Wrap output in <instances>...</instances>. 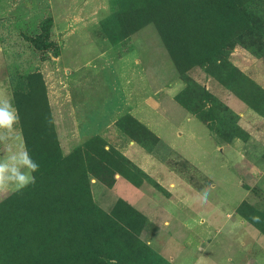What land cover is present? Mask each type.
I'll use <instances>...</instances> for the list:
<instances>
[{
  "label": "rangeland",
  "instance_id": "1",
  "mask_svg": "<svg viewBox=\"0 0 264 264\" xmlns=\"http://www.w3.org/2000/svg\"><path fill=\"white\" fill-rule=\"evenodd\" d=\"M93 41L108 59L81 65L99 51ZM68 43L75 48L65 51ZM75 52L82 57L76 59ZM130 52L137 60L135 71L109 69ZM232 52L236 60L241 53L253 60L245 59L240 68ZM260 65L264 77V0H0V97L10 99L20 115L12 147L26 145L40 164L34 186L0 196V264H108L113 258L118 264H173L163 253L165 247L182 253L178 244L186 250L183 256L189 253L186 259L213 248L203 260L223 262V240L169 236L171 215L153 224L143 205L136 208L129 197L117 196V177L130 185V178L142 179L138 165L124 153L135 145L147 153L158 146L164 151V168L153 164L162 182L148 175L161 190L145 183L167 200L172 216L176 211L190 219L208 204L188 198L207 186L198 185L196 174L165 151L232 153V174L214 169L219 182L209 187L211 198L217 197L213 209L224 214L233 206L237 226L251 225L264 237V83L252 75ZM148 67L153 82L146 79ZM207 81L246 106L243 121L207 89ZM175 83L174 101L200 115L203 122L193 116L211 131L216 148L214 139L196 131L193 138L183 131L177 136L175 123L184 120L169 119L170 113L157 108ZM145 102L153 111H145ZM145 113L156 119L162 140L140 121ZM83 172L92 209L70 188ZM158 204V212L165 211ZM253 216L262 222L253 223ZM231 242L226 247L233 249L231 258L238 260L243 243L264 264V244L257 248L246 232ZM252 262L246 257L244 264Z\"/></svg>",
  "mask_w": 264,
  "mask_h": 264
},
{
  "label": "crops",
  "instance_id": "2",
  "mask_svg": "<svg viewBox=\"0 0 264 264\" xmlns=\"http://www.w3.org/2000/svg\"><path fill=\"white\" fill-rule=\"evenodd\" d=\"M70 44L72 45L74 43L70 42ZM87 44H89V42H87ZM91 44L95 47V49H99V51H96L97 54H94L93 57L92 56L88 57L87 55L88 58H86L85 60L84 58H82L84 61L81 63V65L84 64L85 61H89L94 58L95 59L107 58V55L105 56L104 53L100 50L98 46L99 43L93 41ZM67 45L68 46H66L65 51H67L68 48L74 47V46H69V43ZM76 45H78V43H76ZM75 53L77 55L79 54L78 52H75ZM77 55H76V59H78L80 56L82 57V55H78V56ZM231 55H232V58H233L232 60L234 61V63H236L240 68L245 63H247L245 62V59L248 60L249 62L253 60L251 57H248L249 55H247L246 53L245 54L241 53L240 55H238L239 57V58L237 57L238 61L236 60V56L234 55V52H232ZM165 61L166 60H164V62ZM136 64H137V60L134 59L133 54H131L130 52L128 54H124L123 56L117 58L111 65L109 64L110 66L113 67V68L109 67V69H114L118 73L127 71L128 74H131V71L136 70L137 68ZM141 65L142 64L139 62L138 66H141ZM261 67L262 66L260 65L258 70L254 68L256 71H254L252 75L255 80L263 84L264 77L259 72L261 70ZM148 68L149 70L151 69L150 67ZM146 73H147L146 76H149L148 78L145 76L147 81L149 82L150 80L153 82L154 80H153V74L151 73V70L147 71ZM205 86L207 87V89H211L212 93L215 92L216 94H218V97L231 110H233L237 114L242 115L241 121H243V117H245L249 111L239 99H237L235 96L230 94V92L224 90L221 87H218V85H216V83H214L213 81H207L205 83ZM178 90H179L178 83L172 84V86L167 87L166 88V92H167L166 98L164 100L163 98L158 100L160 105L157 108L164 109L163 114L165 115H169L168 113H170L168 117L169 119L170 117H176L178 115L182 120L190 124V126L184 127V121L176 122L175 124L177 126L175 125L174 132L178 134L177 136L181 137V134H182L181 131H183L190 138H193L195 136V131H196L197 133H199L198 135H201L203 137H210L214 139V144L216 148L217 146H216L215 138L213 137L211 131L208 128H206L200 121H198L192 114H190L187 110L179 106L174 101V97L177 95ZM152 97L153 96L150 95V99L153 101ZM145 108H146L145 109L146 112L149 109L153 111L152 107L146 102H145ZM131 113L135 116V111H131ZM168 118H165V119H168ZM139 119L142 123H144L149 128L151 132H153L160 140H162L163 138L162 132H161L162 130L160 129V127H158L155 124L154 121L156 119L154 120L152 119V117H148L147 113H145L144 116L142 117L140 116ZM196 122L199 124V127L198 125H196L197 124ZM201 127L204 130L201 129ZM158 150H159V146L156 147L155 151L151 153H147L146 151H144L143 149L135 145L133 147L131 146L128 149H125L124 153L128 156V158L131 161L137 164L138 167L143 172H145L147 175H150L156 179H160L161 177L160 176L161 174L159 173L160 171L157 167H154L153 164L154 163L158 164L161 166V168H164V166L167 164L166 162L167 159L164 156V151H158ZM159 152L161 153L160 156H158ZM165 152H167L168 154H171V153L176 154L174 156H178L179 160L181 159V161L186 166V168L190 169L191 172H194L196 174V177H198L199 179V181L196 180L198 185H200V182H202L203 183L202 186H207V187L215 186L219 182V180L217 179V176L214 173V169L217 168V166L224 169L226 173L230 172V174H232V164H233L232 153L227 155L223 153L224 151H178V154L176 153L177 151H165ZM192 179L194 180L193 177ZM161 180L162 179H160V181ZM190 185H191V182L187 181L186 187L190 188ZM113 188H114V192L116 191L118 192L117 196L129 197L130 200L132 201V204L136 208H140V206L143 205L144 206L143 208L145 209V211L142 209L140 211L141 212L144 211V215L146 216V218L149 221H151V223L153 224H156L155 221H158V220H160L161 222L163 219L166 218V215L167 217L171 215V217H168V218L172 219V221L171 223L168 224V227H167L169 229L168 230L169 233L167 232V235L169 236H172L171 235V232H172L173 234L177 236H182L183 239L188 235L189 236L193 235L197 237V239L199 240V236L201 234L202 235L204 234V240L208 239V243H211L210 241L212 242L215 241L216 243H219L221 240H223L224 246H222V248H223V251H225L226 256L224 258L225 260H222L224 263L221 262L220 260L221 263H218V264H244L246 257L248 258L249 262L253 261L252 263H248V264H263V263H258V261L253 259V257L251 256V253L253 250L251 251L249 249H246V246L243 243H242V251L240 250V252H238L239 253L238 260L236 259L234 260L233 258H231V256L234 254L233 249L232 248L227 249L226 247L231 245L232 243L231 240H234L235 234L240 235L246 232V234H248L249 237L254 238L257 248H260L261 245L264 244V237L262 235L259 236L257 231L251 225L243 226L240 222L242 226H237V222H234L233 220V216H234L233 206H230V209H228L229 212L225 211L223 214L222 211H219L218 213H216L213 209L214 208L213 205L215 201L217 200L216 196L214 197V199H212L211 196H209L208 202L205 203L206 205L208 204V208L207 206H205V208L200 210L197 217L195 216L196 219H190L186 217L184 213L181 214L179 212L174 211L173 215L177 217V220L174 223L173 221L175 220V217L172 216V208L169 206V203H167V200H165V198H162L160 194L154 192L152 187L146 184L145 182L141 183L139 186H132L124 178L117 177V179L114 182ZM219 198L221 201L222 200L227 201L228 196H225V197L219 196ZM188 200H191L194 204L200 203L198 195H196L195 197L194 196L189 197ZM158 203L164 204L166 206L165 211L163 210L161 213L158 212L157 208H160ZM150 204H155V205L150 206ZM215 214H220V215H215ZM164 223L165 222H162L163 225ZM181 232H184L185 234H182ZM178 233L180 234L178 235ZM171 243L174 244V242H171ZM178 245H179L178 246L179 250L180 251L183 250L182 253L186 251L183 247L180 246V244ZM209 249L212 250L213 248L194 251V253L197 252L196 254H194L195 256L191 255L188 259H186L189 253L185 252L186 255L183 256L182 253L176 254L174 252H168V249L165 247V252L163 253V256L167 260L172 262L173 264H197V261L200 258L202 262H199L198 264H216L215 261L211 262V260H213L211 258H207V261L203 260L205 259V255ZM217 250L220 252H223L222 250H219V249ZM257 252L260 253V255H262L263 253V252H259L258 250ZM200 254H203V256L198 258V255ZM180 259H183L185 261L180 262Z\"/></svg>",
  "mask_w": 264,
  "mask_h": 264
},
{
  "label": "clouds",
  "instance_id": "3",
  "mask_svg": "<svg viewBox=\"0 0 264 264\" xmlns=\"http://www.w3.org/2000/svg\"><path fill=\"white\" fill-rule=\"evenodd\" d=\"M20 124L19 110L7 97H0V196L10 193H22L36 184V173L40 164L35 160L27 146L12 147L18 140V125ZM210 196L209 187L199 193L200 203H207ZM255 224L261 223L259 216H253ZM108 264H118L113 258Z\"/></svg>",
  "mask_w": 264,
  "mask_h": 264
},
{
  "label": "trees",
  "instance_id": "4",
  "mask_svg": "<svg viewBox=\"0 0 264 264\" xmlns=\"http://www.w3.org/2000/svg\"><path fill=\"white\" fill-rule=\"evenodd\" d=\"M177 30V31H176ZM176 32H178L180 29V27L176 28ZM173 55V54H172ZM174 62H175V65L176 67L179 69L180 68V65L178 64L177 62V57H172ZM181 69V68H180ZM182 71L180 70V74L183 76V73H181ZM182 105V104H181ZM189 113H191L192 115H194L198 120H200L201 122H203V119L200 117V115L197 114L196 111H194L193 109L185 106V105H182ZM45 109H46V106H45ZM138 170V169H137ZM142 179L141 180H133V179H129L130 183L133 185V186H139L141 183L143 182H148L149 184H153L156 186L155 182L150 179V177L148 175H146V173H144L142 170H138ZM86 173V172H85ZM85 173L83 172V174L79 175L78 177H76V181L78 182V184H76V187L74 186H71L70 188H74L72 191L76 192V196L78 198L79 201H81V203L83 202H87V207H89V209H92L93 206H92V200L90 198V195H89V190H88V183L86 181V176H85ZM157 188H159L161 190L160 187L156 186ZM89 203V204H88ZM117 207V205H116ZM115 207V208H116ZM239 213L241 215H243L242 211L240 210Z\"/></svg>",
  "mask_w": 264,
  "mask_h": 264
}]
</instances>
